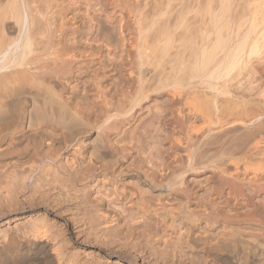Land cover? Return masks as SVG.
Wrapping results in <instances>:
<instances>
[{
    "label": "bare ground",
    "instance_id": "bare-ground-1",
    "mask_svg": "<svg viewBox=\"0 0 264 264\" xmlns=\"http://www.w3.org/2000/svg\"><path fill=\"white\" fill-rule=\"evenodd\" d=\"M6 259L264 264V0H0Z\"/></svg>",
    "mask_w": 264,
    "mask_h": 264
},
{
    "label": "rangeland",
    "instance_id": "rangeland-1",
    "mask_svg": "<svg viewBox=\"0 0 264 264\" xmlns=\"http://www.w3.org/2000/svg\"><path fill=\"white\" fill-rule=\"evenodd\" d=\"M132 55H133V54H132ZM130 56H131V55H130ZM130 56H129V60H130V61L134 60V57H133V56L130 57ZM117 57H119V54L117 55ZM119 58H120V57H119ZM130 58H131L132 60H131ZM24 258H25V257H24ZM23 262H24L25 264H26V263H27V264H46L45 261H35V260H30L29 263H28L27 261H26V262H25V261H21V262H20V261H15V262L13 263V262H11L9 259H6V260L4 261V264H24ZM139 262H140V260H139Z\"/></svg>",
    "mask_w": 264,
    "mask_h": 264
}]
</instances>
